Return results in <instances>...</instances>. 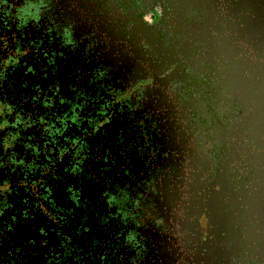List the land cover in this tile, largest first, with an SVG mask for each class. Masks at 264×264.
I'll use <instances>...</instances> for the list:
<instances>
[{
	"label": "flooded vegetation",
	"instance_id": "af4514ba",
	"mask_svg": "<svg viewBox=\"0 0 264 264\" xmlns=\"http://www.w3.org/2000/svg\"><path fill=\"white\" fill-rule=\"evenodd\" d=\"M225 7L0 0V264H264V57Z\"/></svg>",
	"mask_w": 264,
	"mask_h": 264
},
{
	"label": "water",
	"instance_id": "95a60500",
	"mask_svg": "<svg viewBox=\"0 0 264 264\" xmlns=\"http://www.w3.org/2000/svg\"><path fill=\"white\" fill-rule=\"evenodd\" d=\"M226 3V12L224 14V18L222 19L223 22L227 21L229 26L225 29L227 31H230V33L234 32L239 35H243L246 33L248 36L247 38H250L252 41H255L257 45L252 43L253 49L257 51L255 56L257 59H263L264 55L261 54V50L264 48V0H225ZM241 25V27L239 26ZM246 38V39H247ZM260 73L262 71L259 70H253L252 76H251V87L257 91V96L264 100V97H262V84H260ZM248 80H243V84L240 87L242 91V98L245 100L247 99V96L244 95L245 87L247 86ZM254 95L252 94V103L254 105L253 101ZM259 104V99H258ZM257 104V105H258ZM258 107V106H257ZM259 109V107H258ZM260 110L258 114L256 115L258 118V121H263V115L260 114ZM254 115V113H252ZM255 125V124H254ZM216 194H222V191L219 190L218 192H215ZM216 194L211 198L212 204H217L220 198L216 199ZM247 197H240L239 200H237L235 205V210L243 211L245 205L248 203ZM221 203V200L219 201ZM224 206H220L219 209H223ZM225 208H228L225 206ZM216 209L218 207L215 205L213 207L214 214H220L216 212ZM215 216V215H213ZM217 219H219L218 224H224V217L220 215L215 216Z\"/></svg>",
	"mask_w": 264,
	"mask_h": 264
}]
</instances>
